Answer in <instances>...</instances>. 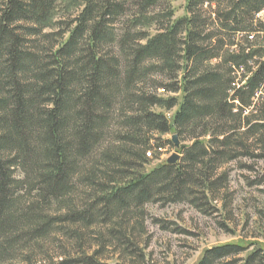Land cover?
<instances>
[{
  "label": "trees",
  "instance_id": "16d2710c",
  "mask_svg": "<svg viewBox=\"0 0 264 264\" xmlns=\"http://www.w3.org/2000/svg\"><path fill=\"white\" fill-rule=\"evenodd\" d=\"M78 1L64 4L76 17L55 20L58 0H0V264H38L59 223L82 250L81 229L98 219L127 241L118 221L131 206L188 199L201 211L215 172L264 129V0H186L176 20L148 15L162 0H138L119 34L129 0ZM154 108H176L172 122ZM169 133L192 141L176 164L127 174L147 161L150 136ZM110 136L122 145L102 148ZM241 251L216 247L198 264ZM99 253L48 264H103ZM241 262L264 264V250Z\"/></svg>",
  "mask_w": 264,
  "mask_h": 264
},
{
  "label": "rangeland",
  "instance_id": "374dc122",
  "mask_svg": "<svg viewBox=\"0 0 264 264\" xmlns=\"http://www.w3.org/2000/svg\"><path fill=\"white\" fill-rule=\"evenodd\" d=\"M66 1L68 0H58L55 20L63 16L67 18L68 12H71V18L76 17V6L67 11L64 9ZM137 1H128L126 12L115 24L116 34L122 30L120 23H124L127 18L129 20L135 12ZM169 10L174 12L172 20L187 15L186 0H162L156 8L149 9L148 15L159 14L163 17ZM258 19L264 22V15L258 14ZM49 31L52 29L45 32ZM262 93L264 94V90ZM158 94L165 99L180 97L173 93L164 94L162 90ZM175 110L176 108L166 112L164 109L154 108L157 113H165L170 123ZM173 135L174 133L150 136V147L144 154L147 161L135 163L136 168L128 169L127 174L132 170L148 173L165 163L172 154H178L180 160L183 156L181 148L190 146L192 141L180 136L178 151L171 141ZM258 139L262 142H258ZM251 144L253 149L249 155L228 161L215 172V177L211 179L216 181L218 187L215 198L206 203L203 200L197 201L201 211L192 206L188 199L177 203L155 201L139 209L131 206L128 215L118 221V224L120 222L124 225L127 241H113L108 230L113 224L116 226L115 222L98 219L87 230L82 228L84 226L76 227L77 230L82 228L79 242L82 250H77V241L72 242L68 236L75 226L59 223L49 231L42 248L34 251V261L48 264L68 257L79 258L83 253L92 254L98 250L100 253L97 259L103 264H198L206 251L232 245L242 248V251L236 256L221 260L222 264H243L241 260L247 255L258 249L264 250V129ZM115 145L121 146L122 143L110 136L106 138V143H102V148ZM83 190L85 189L79 186L78 198ZM193 190L196 197H201L199 190L203 192V189ZM20 262L21 259L17 258L7 264Z\"/></svg>",
  "mask_w": 264,
  "mask_h": 264
},
{
  "label": "water",
  "instance_id": "95a60500",
  "mask_svg": "<svg viewBox=\"0 0 264 264\" xmlns=\"http://www.w3.org/2000/svg\"><path fill=\"white\" fill-rule=\"evenodd\" d=\"M172 143L174 144L175 148L176 149H179L180 147V142L178 140V136L177 135H173L172 136V139H171ZM179 160V155L178 154H172L166 161L165 163L167 165H174L178 162Z\"/></svg>",
  "mask_w": 264,
  "mask_h": 264
},
{
  "label": "built area",
  "instance_id": "2783aa9c",
  "mask_svg": "<svg viewBox=\"0 0 264 264\" xmlns=\"http://www.w3.org/2000/svg\"><path fill=\"white\" fill-rule=\"evenodd\" d=\"M260 15H264V10L260 13ZM248 75L245 76V79L244 80H247L248 79Z\"/></svg>",
  "mask_w": 264,
  "mask_h": 264
}]
</instances>
